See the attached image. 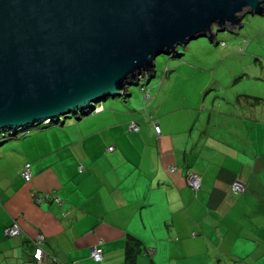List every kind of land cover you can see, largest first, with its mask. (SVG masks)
<instances>
[{"label": "crops", "instance_id": "obj_1", "mask_svg": "<svg viewBox=\"0 0 264 264\" xmlns=\"http://www.w3.org/2000/svg\"><path fill=\"white\" fill-rule=\"evenodd\" d=\"M181 67L174 83L195 101L156 95L140 110L134 94L0 144V264L29 262L36 235L49 264H126L127 250L132 264H264V96L197 101L208 87ZM25 163L28 182L19 176ZM186 171L200 179L195 193ZM235 180L243 193L230 191ZM13 222L19 233L5 237ZM93 245L100 261L89 256Z\"/></svg>", "mask_w": 264, "mask_h": 264}, {"label": "water", "instance_id": "obj_2", "mask_svg": "<svg viewBox=\"0 0 264 264\" xmlns=\"http://www.w3.org/2000/svg\"><path fill=\"white\" fill-rule=\"evenodd\" d=\"M263 12L264 0H0V133L79 119L147 83L157 55Z\"/></svg>", "mask_w": 264, "mask_h": 264}, {"label": "rangeland", "instance_id": "obj_3", "mask_svg": "<svg viewBox=\"0 0 264 264\" xmlns=\"http://www.w3.org/2000/svg\"><path fill=\"white\" fill-rule=\"evenodd\" d=\"M240 23L241 26L234 31L225 28L217 32L211 41L206 37H198L182 47H177L176 52L182 53L179 58L157 55L154 58L153 77L147 83L142 78L133 79L137 85L128 86L133 95L124 100L128 99L130 103L134 94H139V101L142 100L143 105L140 110L153 101L156 95V101H195L192 98L187 99V92L183 86L178 85L180 78L175 83L173 80L177 73H183L184 67L175 68L183 63L189 64L191 69L196 71L203 87H208L206 89L200 87L197 101H234L238 91L264 96V12L245 13ZM185 52L188 53L186 56ZM253 68H256L257 72L254 73ZM146 75L149 77L150 73ZM234 78L238 80L231 90ZM172 84L175 86L170 88ZM140 86L143 87V91L139 89ZM159 87H162V90L156 93ZM168 88L170 89L164 92ZM145 91L148 97L144 99ZM239 98L243 100L245 97L241 95ZM113 99L124 101L122 97L107 98L96 103L94 107ZM69 119L74 120V117H68L67 120Z\"/></svg>", "mask_w": 264, "mask_h": 264}, {"label": "built area", "instance_id": "obj_4", "mask_svg": "<svg viewBox=\"0 0 264 264\" xmlns=\"http://www.w3.org/2000/svg\"><path fill=\"white\" fill-rule=\"evenodd\" d=\"M138 78H140V75L137 76ZM141 91L143 90V87L140 86L139 88ZM147 94H146V91H145V96H144V99L147 98ZM94 109L96 110L97 107L95 106ZM93 109V110H94ZM127 128L129 130H133V131H136L138 129V126L133 122V121H130L127 125ZM152 128H153V131L155 133V135H158L160 133V130H159V127L157 124H155L154 122H152ZM0 135L2 136V138H4L5 135H7V133H0ZM112 149V146H108L107 147V150H111ZM30 164L29 163H25L20 172H19V176L25 181V182H28L29 179H30ZM80 169V167H79ZM186 181H187V184L191 187L192 190H197V188L199 187V177L192 173V172H189V171H186ZM245 190V184L241 181H238V180H235L232 184H231V187H230V191L232 193H243ZM35 193L32 191L30 193L31 196H33L35 198ZM53 196V195H51ZM47 194H44V197H51ZM37 198V196H36ZM57 202H59V199L57 197H53ZM19 233V227L18 225L13 222L11 223L10 225L6 226L3 228L2 230V234L5 236V237H12V236H15ZM42 240V236L41 235H36L34 237V241H33V246H34V249L31 253V260L29 262H25L23 264H41V263H48L47 260H44L43 259V253L39 247V243L41 242ZM152 249H149V252H151ZM101 249L99 246L97 245H93L90 247L89 249V256L90 258L93 260V261H100L101 258H102V254H101Z\"/></svg>", "mask_w": 264, "mask_h": 264}, {"label": "trees", "instance_id": "obj_5", "mask_svg": "<svg viewBox=\"0 0 264 264\" xmlns=\"http://www.w3.org/2000/svg\"><path fill=\"white\" fill-rule=\"evenodd\" d=\"M240 24H241V23H240ZM235 30H236V29H235ZM185 45H186V44H185ZM179 54H181V53H175V54H173V55H170V57H171V58H176V56H178ZM178 58H179V57H178ZM166 70H167V69H166ZM166 70H165V71H166ZM154 73H155V69H154ZM143 80L145 81L146 78L143 79ZM143 90H144V89H143ZM143 90H142V91H143ZM125 95H127V96L129 95V94H128V91H127V93H125ZM60 118H61V117H60ZM155 124H156V123H155ZM9 137H10L9 135H5L4 138H2V136L0 135V141H3V142H4V140H6V138H9ZM3 142H2V143H3ZM185 178H186V174H185ZM186 182H187V181H186ZM187 185H188V184H187ZM188 187L191 189V187H190L189 185H188ZM197 189H198V188H197ZM191 191L195 193L196 190H192V189H191ZM127 244H129L130 247H131L132 249H133V248L135 247V245H136V243H135L134 241H131V242H130V241H127ZM132 249H131V250H132ZM149 249H151V248H149V247L146 248V252H147V253H151V252H152V251L149 252ZM133 257H134V253L132 252V254L129 255V252H128V250H127V254H126L127 262H126V264H132V262H133Z\"/></svg>", "mask_w": 264, "mask_h": 264}, {"label": "clouds", "instance_id": "obj_6", "mask_svg": "<svg viewBox=\"0 0 264 264\" xmlns=\"http://www.w3.org/2000/svg\"><path fill=\"white\" fill-rule=\"evenodd\" d=\"M45 123H47V122H45ZM8 135V134H7ZM10 136V135H9Z\"/></svg>", "mask_w": 264, "mask_h": 264}, {"label": "flooded vegetation", "instance_id": "obj_7", "mask_svg": "<svg viewBox=\"0 0 264 264\" xmlns=\"http://www.w3.org/2000/svg\"><path fill=\"white\" fill-rule=\"evenodd\" d=\"M230 29H232V28L230 27Z\"/></svg>", "mask_w": 264, "mask_h": 264}]
</instances>
